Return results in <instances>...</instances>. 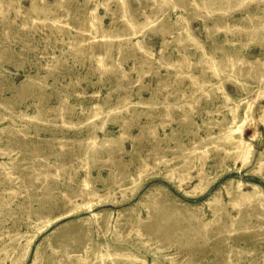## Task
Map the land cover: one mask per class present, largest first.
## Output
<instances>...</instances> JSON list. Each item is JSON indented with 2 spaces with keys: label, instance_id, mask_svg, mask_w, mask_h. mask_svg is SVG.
<instances>
[{
  "label": "rangeland",
  "instance_id": "374dc122",
  "mask_svg": "<svg viewBox=\"0 0 264 264\" xmlns=\"http://www.w3.org/2000/svg\"><path fill=\"white\" fill-rule=\"evenodd\" d=\"M206 1L0 0V264H32L35 257V264H139L113 254L127 250L144 264H169L166 256L177 264H264V207H244L242 219L221 234L210 223L207 238L185 218L210 221L208 202L215 193L228 201L227 187L235 192L238 182L246 191L252 183L264 190L257 165L264 124L255 133L243 129L254 150L248 166L222 160L226 143L206 149L226 112L222 90L245 94L221 87L201 57L236 48L264 59L243 20L247 11L261 16L264 0L196 5ZM32 2L41 9L29 11ZM94 7L103 37L86 29ZM219 13L239 27L234 34L213 26ZM187 21L196 44L176 38ZM181 55L189 68L180 67ZM255 65L251 74L235 75L253 91ZM203 70L209 80L195 89L192 77L202 82ZM89 133L125 138L120 150L97 144L95 153ZM198 169L204 181L189 193ZM186 170L192 178L180 181ZM83 189L93 193L88 200ZM163 203L180 211L181 227L164 240L138 235L147 206ZM152 212L148 222L158 219Z\"/></svg>",
  "mask_w": 264,
  "mask_h": 264
},
{
  "label": "bare ground",
  "instance_id": "6f19581e",
  "mask_svg": "<svg viewBox=\"0 0 264 264\" xmlns=\"http://www.w3.org/2000/svg\"><path fill=\"white\" fill-rule=\"evenodd\" d=\"M59 2L60 0H56V4H59ZM209 4H212V0H210L209 2H196V5L202 8L209 6ZM40 9L41 7L38 4L32 2L29 11H38ZM95 10L96 8L94 7L91 11L88 26L86 29L88 32L91 30H96L98 36L103 37L104 34L100 29V17L98 16V14H96ZM247 19H250V21L248 22ZM243 20L247 27V35H251L250 40L257 39V47H259L260 49H264V11H262L261 16L257 17L256 13L247 11L246 16L243 18ZM212 23L214 27H218L219 30L225 33V37H227L229 33L234 34L236 32V29L239 28L236 26H232L230 23L226 22L223 19V13H219L217 17L213 18ZM209 28L210 27L205 24V30L209 32ZM165 32L166 30L164 29L162 33L164 34ZM176 38L182 42H186L189 44H196L197 42V39L194 33L191 31L188 21L187 24L179 26V28H177ZM201 57H205L208 59V67L210 68V72L212 73L211 75L219 77L218 82L221 87L224 86V84L228 83L236 86L237 88H240V90L244 91L243 94H245L242 97H234V95L229 94L225 89L222 90V99L223 103L226 106V112H223L221 119L217 123V139L212 140L209 144L210 146L207 145L206 149L218 147L221 146L222 143H226L228 144V149L225 150V155L222 157V160L230 158L233 162L239 163L241 167L248 166L253 157L254 150L251 143L244 138L243 129L245 127H251V129H253V132L255 133V126H257V123L259 122L264 124V59L255 58L254 60H250L243 57L240 50L236 48H222L219 56H214L213 53H209V56L207 57V55L202 52ZM186 60L187 57H185L184 55H181L177 59V61L180 62V67L189 68L190 62H187ZM256 61L257 64H259L258 69L260 79L259 83H257V89L253 91L252 88H248V85H246L241 79H238L235 75H239L242 72L243 75L251 74L252 68H257V66L255 65ZM252 64H254L255 66L252 67ZM224 71L228 72L225 73ZM205 72L206 70H203L201 72L200 78L202 77V82L198 83L196 82L197 77H192L194 79L193 82L195 89L201 88L203 84H206L208 82L209 79L204 75ZM256 107L258 108V116L255 117ZM227 115H230L231 119L229 118L228 120ZM238 122L241 123L238 124ZM90 132H92V130ZM91 134L92 133H89L88 136L89 146L94 147L95 153L99 152V148L97 149V144H109V151L111 153H114L115 151L121 149V142L125 138L124 134L121 133L116 138H103L101 140H97L93 138ZM257 165L258 170L264 168V153H261L257 158ZM196 176L198 177L199 182L195 185L193 190L189 191V193H193L195 191V188H197L204 181V175L200 169L197 170ZM191 178L192 177L189 175V171L186 170L185 174H183L180 178V181ZM243 184L244 183L242 182H238L235 192L232 191L231 188L227 187L226 192L228 195V201H224L218 193H215L213 199L208 202L209 208L212 213V219L210 221L202 223L195 215L190 213L187 214L185 218H187V220L189 221V225L193 227L195 234H200L203 238H207L206 228L210 223L216 224V234H221L224 230L235 226L234 224L237 220L242 219L241 217H239V213L244 210V207H250V209L253 211L264 207V190L258 184L252 183L248 184L250 185L251 190L246 191L243 187L241 188ZM85 186H87V183H85ZM92 194L93 193L88 191L87 189H83L82 196L86 200H88ZM153 196H158V193L154 194ZM228 206L236 210V214H230L229 210L227 209ZM147 208L148 212L146 219H137V224L139 223V225L138 228L135 229V231L138 235H142L145 232L146 234L157 235L158 238H162L164 240V238H168L171 234H173L181 227L180 211L168 207L166 203H163L161 206L155 207L149 204ZM152 209L156 211L158 219L152 222H148L153 216ZM226 218H228L231 223L229 226L225 223ZM234 250L235 249L233 247H230L228 250V254H230ZM113 254L115 256L122 257L129 262H137L139 264L145 263L144 258L129 250L124 252L115 251ZM100 258L103 259L104 256L100 255ZM164 258L168 260L169 264H177L171 256H166L162 259ZM83 260L84 259H82L81 261ZM36 261L37 257L34 258L32 264H35ZM85 262L86 258L81 263L84 264ZM150 264L158 263L156 261H153ZM224 264H231L230 259Z\"/></svg>",
  "mask_w": 264,
  "mask_h": 264
}]
</instances>
